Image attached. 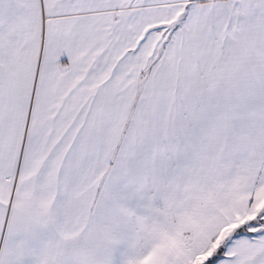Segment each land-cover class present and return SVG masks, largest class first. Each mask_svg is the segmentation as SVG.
Returning a JSON list of instances; mask_svg holds the SVG:
<instances>
[{
    "label": "snow or ice",
    "instance_id": "obj_1",
    "mask_svg": "<svg viewBox=\"0 0 264 264\" xmlns=\"http://www.w3.org/2000/svg\"><path fill=\"white\" fill-rule=\"evenodd\" d=\"M0 264H264V0H0Z\"/></svg>",
    "mask_w": 264,
    "mask_h": 264
}]
</instances>
